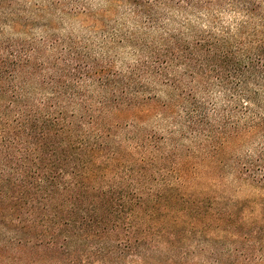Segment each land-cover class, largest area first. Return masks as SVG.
<instances>
[{
	"label": "trees",
	"instance_id": "trees-1",
	"mask_svg": "<svg viewBox=\"0 0 264 264\" xmlns=\"http://www.w3.org/2000/svg\"><path fill=\"white\" fill-rule=\"evenodd\" d=\"M102 1L95 44L60 32L87 0H0V264H264L226 189L264 187V0H176L198 25L143 39L100 20L173 0Z\"/></svg>",
	"mask_w": 264,
	"mask_h": 264
},
{
	"label": "rangeland",
	"instance_id": "rangeland-1",
	"mask_svg": "<svg viewBox=\"0 0 264 264\" xmlns=\"http://www.w3.org/2000/svg\"><path fill=\"white\" fill-rule=\"evenodd\" d=\"M146 2L147 0H143L144 4H146ZM87 3L96 18L83 12L71 14L65 20V25H62L60 28V32L62 34H69L72 32L79 38L83 37L97 44L99 37L106 31L104 29H98L97 33H95L100 25H95L94 28V22L92 20H97L98 17L100 18L101 15L98 11L106 7V4L104 1L101 2V0H87ZM177 3L176 0H173V4H171L170 7H166L163 3H156L154 6H151V11L154 12V16L158 18V24L153 23V21L147 16L146 12H141L140 15H138L127 2L125 4H114L112 6L113 11L107 13L106 17L100 21L105 24L104 28L108 29L107 32L110 30L133 31L140 35L141 39L146 37L147 33H150L148 36H153V32L157 27L162 25H168V27L173 29L179 28L181 25H184L186 18H188L190 23L197 26L199 23L198 14L192 13L193 10L191 9L176 7L175 5ZM66 8H70V5H67ZM218 12L220 19L223 21H231L239 16V14L227 4H222ZM133 52V49L130 46H126V44L124 46L117 44L111 50V54H119L117 58L119 61H133L134 58L136 59L137 57ZM230 184L231 187L226 188L227 191L230 192L234 198L244 202V212H246L248 217H250V219L264 218V187L258 184H253L249 181H238ZM219 188H224V186L221 184Z\"/></svg>",
	"mask_w": 264,
	"mask_h": 264
}]
</instances>
